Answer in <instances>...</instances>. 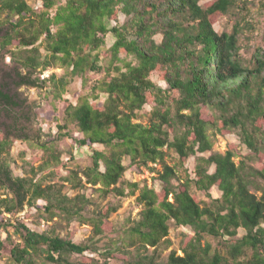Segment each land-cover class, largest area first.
<instances>
[{"label": "trees", "instance_id": "1", "mask_svg": "<svg viewBox=\"0 0 264 264\" xmlns=\"http://www.w3.org/2000/svg\"><path fill=\"white\" fill-rule=\"evenodd\" d=\"M37 1L40 9L28 0H0V29L9 26L0 50L14 47L8 57L27 70L19 73L20 84L64 108L54 116L57 137L30 144L43 155L35 159L39 166L28 163L24 177L14 175V141L0 131V188L10 190L0 200V256L10 246L6 264H264V31L260 40L254 37L259 20H249L254 6L263 15L264 0ZM229 15L234 23L218 32L215 25ZM46 72L52 73L42 78ZM77 81L81 88L74 91ZM74 92V100L66 97ZM0 98L17 105L1 92ZM147 104L148 123L136 122ZM211 126L236 134L246 154L236 145L214 152ZM76 134L82 135L75 139L79 147L91 148V164L64 178L56 171L64 167L59 143ZM165 148L178 163L165 165L160 191L123 180L126 158L164 162ZM46 172L74 189L91 185L98 199L140 190V216L116 228L109 218L120 203L100 208L86 193L70 197L63 185L45 184L39 174ZM214 188L219 197L212 196ZM39 201L46 221L87 224L92 236L76 243L13 220L24 204ZM172 226L190 231L181 253L172 250L163 260ZM105 236L109 242L100 248Z\"/></svg>", "mask_w": 264, "mask_h": 264}, {"label": "rangeland", "instance_id": "2", "mask_svg": "<svg viewBox=\"0 0 264 264\" xmlns=\"http://www.w3.org/2000/svg\"><path fill=\"white\" fill-rule=\"evenodd\" d=\"M29 3L35 7L36 9L41 8V2L37 0H28ZM209 0H202V2H206ZM258 7L252 8V13L249 16V20L257 21L259 23L256 25L257 30L254 32V37H257L260 40V37L264 31V10L262 12L263 15L259 14ZM120 22L127 21L125 16H121L119 18ZM116 22L112 24L115 25ZM234 23V16H225L222 17L215 28L218 32H222L227 28H230ZM9 26H5L4 28L7 30ZM3 28V29H4ZM112 35L108 40V48L111 47L113 43ZM9 49H14V47H9ZM18 71L25 74V70L21 69L22 67L16 65ZM14 67L7 69L9 73H11ZM57 73H61L60 69L56 70ZM52 72L49 73L50 76ZM46 76V78L48 77ZM156 79V76H155ZM81 88V82L77 81L73 84V90L78 91ZM19 99L22 101L19 108L13 109L11 112L2 113L0 110V127L4 130L5 134L12 139L13 147L11 148V156L12 163L11 168L15 176L24 177L25 168H28L29 162H34L35 167L40 165V162H35L37 157H41L43 154L39 150L32 149L30 144L38 141H48L57 137V128L54 125V116H60L62 113V109L64 108V103H57V108L51 102L43 101L40 91L36 87H28L23 86L19 89ZM77 92H74L73 96H66L67 98H75ZM102 104V103H101ZM152 109L151 104L145 105L144 109L139 113V118L136 119V122H140L143 124L148 123V118L150 116V111ZM50 135V137L48 136ZM208 135L210 140L213 143V151L219 152L223 154L230 150L231 145H236L238 150L243 154H246L245 147L241 145L239 138L236 134H228L221 135L214 127H209ZM75 138H65L59 143V147L63 150L62 161L64 163V167L56 170L59 171L60 175L65 178V176L69 175L71 170H83L87 168L91 164L90 154L91 148L89 147H79L76 143V138H81L82 135L76 134ZM97 148H101L97 146ZM166 152L165 161L161 162L158 160L156 163L148 162L146 165L144 164H134L129 158L124 160L126 166H128V170L125 174L123 180L130 181L132 183L139 184L140 188L147 185L149 188H154L156 191H160L162 188V181L160 180V175L164 172L165 165L170 167H175L178 163V156L172 152V150L164 149ZM242 159L241 156L236 157V162ZM195 156L191 157L188 163L186 164V168L190 171L193 170L195 166ZM57 173V172H56ZM181 178L184 177L182 172H178ZM39 177H44L45 184H60L63 185V191L65 194L70 197H75L79 193H86V195L90 198L97 199L96 203H100V208L104 207L107 204L111 203H120L121 207L116 212L113 213L109 221L113 223L116 228L122 229L125 225L129 223V221L137 220L140 216L141 208L137 202V198L139 196L140 190L136 192L135 195H127L126 197H117L110 195L107 198L98 199L96 197L94 188L91 185H87L85 189H74L72 184L64 183L62 178L56 174V176H52L49 172L45 174H39ZM86 179L84 178V181ZM10 190L2 187L0 188V200L8 197ZM194 192V191H193ZM196 192V191H195ZM213 197H219L221 192L214 188L210 191ZM198 198L202 201H208L209 198L201 192H196ZM13 196V195H12ZM44 202L39 201L37 207H29L26 203L22 208H19L17 213L12 217L9 214H6L5 217H12L13 220L16 218H20L24 220V223L33 230L40 232H49L55 233L60 237H69L72 236L73 240L76 243H81L87 241L92 236V226L87 224H81L80 222H73L70 225L59 221L57 218L54 221H46L43 217L41 208L43 207ZM90 211H94L97 209V206L91 205ZM170 233V240L172 241V246L170 249L166 250L163 253L162 259L166 260L172 250H177L180 252L179 248L181 246V242L185 234L189 233L190 229L184 227H175L172 226ZM13 235V239H16V236L11 230ZM113 234L109 235L112 236ZM6 233L2 234V239H6ZM114 236V235H113ZM109 242V237H103L98 246L100 248L104 247ZM212 243L217 246L218 242L212 240ZM9 247L5 249L0 256V264H6L10 251ZM113 264H118L116 261Z\"/></svg>", "mask_w": 264, "mask_h": 264}, {"label": "flooded vegetation", "instance_id": "3", "mask_svg": "<svg viewBox=\"0 0 264 264\" xmlns=\"http://www.w3.org/2000/svg\"><path fill=\"white\" fill-rule=\"evenodd\" d=\"M6 31L7 30L5 28L0 29V38L5 35ZM8 50L9 48L0 50V92L4 96L12 98V101L16 102L17 105L9 103V101L5 98H0V110L2 113L11 112L13 109L20 107L22 101L19 99V89L26 86L25 84H20L21 75H19V73L21 72L16 70V65L18 64L12 62V60L8 57ZM11 67H14V69H12L11 73H9V70L7 71V69ZM26 73L27 70H25V74ZM0 131L7 136L1 127Z\"/></svg>", "mask_w": 264, "mask_h": 264}, {"label": "built area", "instance_id": "4", "mask_svg": "<svg viewBox=\"0 0 264 264\" xmlns=\"http://www.w3.org/2000/svg\"><path fill=\"white\" fill-rule=\"evenodd\" d=\"M49 73H50V72H46V73H44V74L42 75V78H45L46 76H48Z\"/></svg>", "mask_w": 264, "mask_h": 264}]
</instances>
